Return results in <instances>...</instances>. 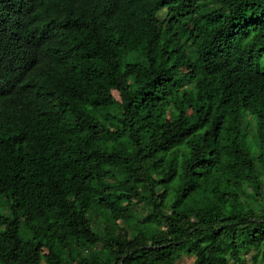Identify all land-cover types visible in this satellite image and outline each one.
Returning a JSON list of instances; mask_svg holds the SVG:
<instances>
[{"label": "trees", "instance_id": "trees-1", "mask_svg": "<svg viewBox=\"0 0 264 264\" xmlns=\"http://www.w3.org/2000/svg\"><path fill=\"white\" fill-rule=\"evenodd\" d=\"M264 261V0H0V264Z\"/></svg>", "mask_w": 264, "mask_h": 264}, {"label": "rangeland", "instance_id": "rangeland-1", "mask_svg": "<svg viewBox=\"0 0 264 264\" xmlns=\"http://www.w3.org/2000/svg\"><path fill=\"white\" fill-rule=\"evenodd\" d=\"M193 260H194V258L192 256H189V257L184 256L180 260H178L176 264H192ZM251 262H252L251 261V255L250 254L246 255L244 264H251ZM257 264H264V261L259 260Z\"/></svg>", "mask_w": 264, "mask_h": 264}]
</instances>
